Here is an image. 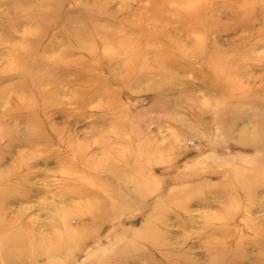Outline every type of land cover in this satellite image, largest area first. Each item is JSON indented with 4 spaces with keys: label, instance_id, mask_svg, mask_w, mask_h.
Returning <instances> with one entry per match:
<instances>
[{
    "label": "rangeland",
    "instance_id": "1",
    "mask_svg": "<svg viewBox=\"0 0 264 264\" xmlns=\"http://www.w3.org/2000/svg\"><path fill=\"white\" fill-rule=\"evenodd\" d=\"M3 256L264 264V0H0Z\"/></svg>",
    "mask_w": 264,
    "mask_h": 264
},
{
    "label": "bare ground",
    "instance_id": "2",
    "mask_svg": "<svg viewBox=\"0 0 264 264\" xmlns=\"http://www.w3.org/2000/svg\"><path fill=\"white\" fill-rule=\"evenodd\" d=\"M14 235H12V239H11V243L12 242H14V244L16 245V246H14V248H11V249H13V250H11V251H13V252H19V253H22V252H26V248H25V251H24V249L22 250V248L21 249H19L20 247H19V244L21 243V242H23V241H21V233H19V232H15V233H13ZM21 236V237H20ZM24 237V236H23ZM148 238V237H147ZM25 240H26V238H25ZM24 240V241H25ZM27 240H29L28 239V237H27ZM144 241H146V239L144 240ZM7 246V245H6ZM10 247V246H9ZM6 248V247H5ZM4 248V249H5ZM8 248V247H7ZM2 250V249H1ZM6 250V249H5ZM7 251V250H6ZM9 251V250H8ZM29 251L27 250V253H28ZM1 253H3V251L1 252ZM19 253H17L18 254V257L20 256L21 257V255H19ZM32 253H34V252H32ZM4 254V253H3ZM36 254V253H35ZM7 256H10V255H8V254H6ZM5 255V256H6ZM22 255L24 256V254L22 253ZM28 255V254H27ZM26 255V256H27ZM5 256H3V259H4V261L5 262H8V263H10L11 261H10V258L8 257L7 259H6V257ZM22 256V257H23ZM14 257V256H13ZM18 257H16V258H18ZM28 257V256H27ZM48 258V257H47ZM19 259H21V258H19ZM25 260V259H24ZM32 260V259H31ZM50 260V259H49ZM15 261V260H14ZM19 261V260H18ZM13 262V261H12ZM23 262V261H22ZM7 264V263H6ZM11 264V263H10ZM14 264V263H13Z\"/></svg>",
    "mask_w": 264,
    "mask_h": 264
}]
</instances>
